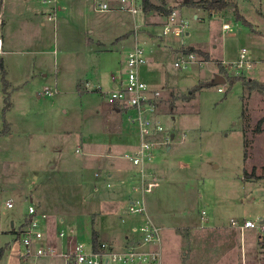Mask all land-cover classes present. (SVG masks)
<instances>
[{
	"label": "rangeland",
	"instance_id": "374dc122",
	"mask_svg": "<svg viewBox=\"0 0 264 264\" xmlns=\"http://www.w3.org/2000/svg\"><path fill=\"white\" fill-rule=\"evenodd\" d=\"M8 1L0 0V20L7 22L0 60L9 84L6 93L0 71V264H32L20 259L19 228L29 204L66 231L73 229L87 246L106 218L119 231L128 229L131 222L118 217L135 216L128 214V203L111 209L97 203L94 143L125 136L114 128L125 116L111 110L105 93L135 27L146 57L144 79L160 91L162 123L174 134L147 162L157 167L158 186L146 192L145 202L160 228L161 264H240L242 240L263 252L249 264H264L256 228H241L245 220L264 217V92L229 80L241 74L264 81V0H233L252 27L236 19L234 6L210 13L188 8L183 0H152L169 9L154 10L152 26L144 23V11L113 9L108 0H74L73 12L57 9L40 25L28 7L49 9L54 3ZM101 2L112 8L96 10ZM173 10L187 27L161 34L157 16ZM109 12H116L113 19ZM188 47L209 58L195 51L186 67H176ZM241 48L251 66L233 72ZM216 74L225 81L214 82ZM194 88L192 99L183 98ZM5 123L8 130L1 133ZM7 199L12 207L5 206Z\"/></svg>",
	"mask_w": 264,
	"mask_h": 264
},
{
	"label": "built area",
	"instance_id": "2783aa9c",
	"mask_svg": "<svg viewBox=\"0 0 264 264\" xmlns=\"http://www.w3.org/2000/svg\"><path fill=\"white\" fill-rule=\"evenodd\" d=\"M50 1V0H48ZM142 0H118L113 9L128 10L133 15L141 11ZM108 2L96 4L95 9L106 11L110 8ZM162 33L177 34L183 32L187 27V21L177 11H171L162 24ZM227 28V24H223ZM138 28L134 29V46L127 52L124 60V69L118 77L111 75L113 87L105 93V98L112 108H116L125 116L126 124L135 129L138 135L137 144L123 157L137 168V182L132 185V190L137 193L128 200L127 212L141 217V222L131 228L135 239H128L123 245L110 244L105 241L98 242L93 247V242L86 245L75 239L73 229L66 231L59 227L55 235L58 239L66 240L60 249L50 241L49 226L46 222L48 216L39 214L35 206L29 204L24 221L19 228V237L22 243L20 259L31 262L41 258L63 257V264H160L161 245L159 237V226L150 219L145 202L146 192H150L157 186L155 174H153L147 162L153 160L154 149L157 146L167 145L171 139L162 123L159 112L161 93L152 89L148 82L140 78V68L146 63L144 47L137 41ZM193 58L192 53L175 66L186 67ZM238 61L233 63V72L236 67L246 64L251 66V59L246 55V49L241 48ZM230 69V67H229ZM92 88V86H91ZM90 89V87H88ZM221 91L222 88L218 87ZM13 203L7 199L5 206L12 207ZM203 213V212H202ZM39 214V215H38ZM236 221H232L235 225ZM256 228L258 242L264 248V224L260 220H245L241 228Z\"/></svg>",
	"mask_w": 264,
	"mask_h": 264
},
{
	"label": "crops",
	"instance_id": "0c3cea01",
	"mask_svg": "<svg viewBox=\"0 0 264 264\" xmlns=\"http://www.w3.org/2000/svg\"><path fill=\"white\" fill-rule=\"evenodd\" d=\"M106 1V0H104ZM109 2H112L113 5H116V0H108ZM115 1V2H114ZM3 5L6 3L5 0H2ZM43 4L44 3H54V6L52 8L44 7L43 9L39 6L37 7H28V13L33 15L37 21H39L40 25H44V21L42 18L48 14H56L58 12L64 11L67 9V7H70V12H73V3L74 0H42ZM41 2V3H42ZM9 5H12V1H8ZM59 4V6H58ZM156 4V3H155ZM187 7V6H186ZM192 8V7H188ZM197 8V7H194ZM193 8V9H194ZM58 9V12H57ZM197 9H202V8H197ZM141 11L142 10V4H141ZM154 10L150 12H143L144 13V23L146 25H151L152 20H153V12ZM222 12V11H219ZM111 13L110 16H114L113 13L116 12H109ZM159 13V12H158ZM235 15V14H234ZM42 16V17H40ZM195 16H197L195 14ZM50 18V17H49ZM113 19L114 17H110ZM150 18V19H149ZM157 18L160 19L161 23L163 24L167 18V15H159ZM121 17H119V20ZM247 24H250L249 21H247ZM123 23V22H121ZM251 25V24H250ZM7 26V22L4 21V19L0 20V54L4 51L3 45H4V36H3V29ZM152 26V25H151ZM252 27V25H251ZM135 29V28H134ZM134 29H133V35H134ZM128 34L126 35L127 37L130 34V30L127 32ZM161 34H163L161 32ZM127 38H124V40ZM134 41H135V36H133V39L130 40V48L127 50V52L134 46ZM133 42V43H132ZM197 48V47H196ZM120 54V58L117 61V66L115 69L110 73L111 75L114 74L116 76H120L121 73L123 72L124 69V60L125 56L127 54ZM3 59L0 60V62L3 63ZM146 63L143 64V66L140 68V78L142 80H145V75H146V69H144ZM4 66V63H3ZM6 74H7V69L6 66ZM149 72L150 69L148 68ZM110 81H111V76H110ZM146 81V80H145ZM112 84L110 86L113 87V81H111ZM148 82V81H147ZM96 84V86L100 89L101 84ZM149 84V82H148ZM81 86V85H80ZM111 87V88H112ZM82 87H80L81 89ZM161 104V100H160ZM159 104V107H160ZM111 107V106H110ZM111 110L114 111L116 114L120 115V111H118L116 108H112ZM161 114V119H162V112ZM123 116V115H122ZM124 117V116H123ZM115 129H122L123 133L125 134L124 137H121L120 140H118L115 143H110V144H101V143H94V151H95V175H96V185H94L95 190H97V203L101 204L102 207L104 206L107 209L113 208L116 204L120 203H126L129 200L130 197L136 196L137 193L132 190V185H134L137 182V168H135L129 160L125 159L123 157V154L126 153L128 150L132 149L138 142V135L135 132V129L133 127H130L126 122L122 121L117 123L114 126ZM174 137V134L171 133V138ZM155 152V150H154ZM155 157V154H154ZM154 159V158H153ZM148 167L153 171L152 173L155 174V178L157 180V167H152L147 163ZM158 186V182H157ZM106 187V188H105ZM106 189V190H105ZM125 197V198H124ZM145 198V196H144ZM146 199V198H145ZM118 209V208H117ZM115 209V210H117ZM114 211V210H113ZM113 211L110 213L112 214ZM115 213V212H114ZM121 221H129L128 229L126 228L124 232H121L118 230V228H115V225L113 224V221H111L109 218H106V223H100L99 225V235H97V239L101 241L108 242L110 244L114 243L116 245H123L128 239H135L133 237H136L132 231L131 228L141 222V217L138 215L128 217V219L123 220V217L121 215L118 216ZM111 218V217H110ZM50 230V241H52L59 249L60 247L63 248L66 240L64 239H58L57 236L55 235L56 230L60 227V223L55 220V217H48L46 220ZM60 222H62L60 220ZM183 227H187V225H183ZM193 229L192 232H194L195 228L191 227ZM243 244V245H242ZM239 252H240V259L241 263L240 264H249L253 261V259H259L260 256L263 255V252H261L260 247L255 248L254 246H250L246 244V242H240L238 246ZM60 257H50V258H41L38 260H32L31 262L26 263H32V264H37L38 262L42 260H51V259H56L59 262ZM185 258V257H184ZM63 261V259H62ZM61 264H63L61 262ZM161 264V262H160Z\"/></svg>",
	"mask_w": 264,
	"mask_h": 264
},
{
	"label": "trees",
	"instance_id": "16d2710c",
	"mask_svg": "<svg viewBox=\"0 0 264 264\" xmlns=\"http://www.w3.org/2000/svg\"><path fill=\"white\" fill-rule=\"evenodd\" d=\"M182 5H186L188 7H197V8H202L208 12H219V11H223L224 9L228 8L229 6H234V14L237 20H241L244 24H247L248 22L245 20L244 16L240 13L239 9L235 6V2L233 0H183ZM142 10L144 12H150L152 10H156V11H165V12H169V9H165L163 8V6L161 4H155L152 0H142ZM200 52L201 54L204 55L205 60H207L209 58V56L207 55L206 52H201L198 48H194V47H188L185 48L183 50V52H187V53H193V52ZM220 70L223 69L222 64L220 63ZM0 71L2 74V81L4 83V92L7 93L6 87L9 85L8 81L6 79V70L5 67L3 66V63L0 62ZM240 79L243 83V85L245 86L246 90H253L256 89L258 91L264 92V81H259L255 78H246L244 76H242L241 74H239L238 76H231L230 83L234 82L235 80ZM196 91V89H192L189 91L188 94L184 95L183 98L185 99H192L194 96V92ZM7 95L5 96V100L7 101ZM10 103L7 101V106ZM261 123V120H259L257 122V128L259 127ZM8 130V124L5 123L4 127L1 131V133H4ZM91 239L93 242V247L95 248L98 244V239H97V232L95 229L92 230L91 233ZM2 255V250L0 251V258ZM1 260V259H0Z\"/></svg>",
	"mask_w": 264,
	"mask_h": 264
},
{
	"label": "water",
	"instance_id": "95a60500",
	"mask_svg": "<svg viewBox=\"0 0 264 264\" xmlns=\"http://www.w3.org/2000/svg\"><path fill=\"white\" fill-rule=\"evenodd\" d=\"M224 81H225V79H224V77H222V75L216 74L214 82L221 83V82H224ZM260 223L264 224V217L262 219H260Z\"/></svg>",
	"mask_w": 264,
	"mask_h": 264
}]
</instances>
